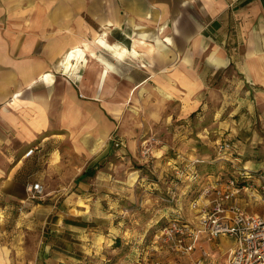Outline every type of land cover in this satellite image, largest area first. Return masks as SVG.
<instances>
[{
  "label": "crops",
  "instance_id": "0c3cea01",
  "mask_svg": "<svg viewBox=\"0 0 264 264\" xmlns=\"http://www.w3.org/2000/svg\"><path fill=\"white\" fill-rule=\"evenodd\" d=\"M99 36L139 54L119 58ZM76 47L85 60L68 67ZM210 97L219 103L202 113L219 132L251 116L253 98L264 101V0H0V264H96L121 232L142 239L186 209L200 187L184 175L173 189L164 169L176 160L148 162L139 145L146 124L167 135L153 151L165 153L171 134L188 145L175 131ZM160 164L161 175L149 177ZM30 181L43 184L39 201L26 199ZM169 189L181 201L174 208L161 201ZM129 201L141 208L129 211ZM237 201L260 211L246 192ZM13 212L41 236L30 257L32 243L10 236ZM199 243L189 264L202 247L224 264L234 245L225 235Z\"/></svg>",
  "mask_w": 264,
  "mask_h": 264
},
{
  "label": "rangeland",
  "instance_id": "374dc122",
  "mask_svg": "<svg viewBox=\"0 0 264 264\" xmlns=\"http://www.w3.org/2000/svg\"><path fill=\"white\" fill-rule=\"evenodd\" d=\"M237 76L241 77L240 74H238ZM255 90L258 89L256 88ZM210 98L211 100L210 99L208 101L206 100V103L202 109L199 108L197 112L193 113L188 118L189 120L188 127L180 126L179 128H177V131H175L176 133H178V130H183V132L180 135L184 134L188 137H191L189 141L190 143L188 145H183V147H180V144L177 143V137L179 135L174 136L173 134H171V139L169 140L173 142L170 141L167 142L168 145L166 147V152L165 153L161 151L155 152L153 151V148L162 145L163 144L162 138L164 136L167 137V135L163 136L164 133H162L161 130L157 131V133L152 132L153 130L151 128H148L146 124V128H145L146 132L143 133L141 140L148 139L145 143V145H147V147L150 148L149 150L150 156L148 157V162H151L155 159L158 160H160L161 158L162 160L166 159L163 158V156H170L176 160L175 163L173 162L171 163V165L166 164L167 169H164L167 172V174L171 176L170 180H172L171 183H173L172 184L173 189H176V186L179 185V178H183L184 175L190 176L191 171L199 175L197 179L196 178L192 179L193 181L196 182V184H194V186L192 187V189L194 190V187L198 188L203 183H205V181L207 180L206 178L207 175L208 176L221 175L222 177H225V175L227 176V174L231 173L234 169V167L232 166V162H234L237 166H243V165L248 166L251 165V163H256V164L262 163L261 165L264 166V101L260 100L259 98H253V100L251 101L252 115L249 117L246 116L242 119L235 118L237 129H234L233 132L231 131L219 132V129L217 127H214L215 124L212 123L214 118L209 115H203L202 113L205 109L207 111L213 109L219 103L218 102L219 100L216 101L214 100L215 98L212 97ZM140 126L142 129L145 127L143 123ZM222 140H227L232 144V147L230 149L232 155L229 157L232 159V162L223 160L221 158L219 159L215 152L216 142ZM76 141L79 142L80 144L87 142L84 141L82 138H78V139L76 138ZM102 142L103 140L100 138H94L93 140V144H96V146L100 145ZM210 142L211 144H209ZM65 145H68L66 141L60 142L61 148L64 147ZM171 146L173 149L171 148ZM193 146L194 148H192ZM152 156L154 157L152 158ZM185 156L187 157L189 156L193 159L195 157L203 158L205 159V161L201 163H197L196 165H194L195 167H193L192 165V169H191V164L186 162L184 159L186 158ZM185 162L188 163L189 165L186 166L184 164ZM173 165L174 167L172 168ZM150 168L153 172H151L150 169L148 168L147 172L149 177L152 176L156 179L157 176L161 175L159 174V172L162 171L163 166L161 164L157 165L156 168H158V170L156 172L155 170H153L152 167ZM181 171L184 172L182 175L180 174ZM171 173H173V175H171ZM200 176H204V177L201 179ZM48 183L50 186L52 185V182H48ZM60 183H66V182H60ZM173 189H169L170 194H172L171 192L173 191ZM189 194L191 195L189 198L191 200L198 194V190L189 191ZM63 197L64 195H61V197L59 198L60 200L59 202L62 201ZM177 198H178L177 196H174V198H172V202L174 203L181 202L180 199L176 201ZM46 200L47 199H44V201ZM161 201L164 202V204L168 203L170 205L169 207L172 206V208H174V205H171L170 202H167L164 199H162ZM254 202L260 208L259 212L263 213V205L260 202L257 201ZM187 205L188 206L186 209L184 208L179 211V215H181L183 218L193 219L196 213L195 211L189 209V203ZM126 206L127 209H129L130 211L131 209H136L138 205L135 204L134 202L129 201V204H127ZM138 207H140V205ZM182 207L183 206H181V208ZM182 210H184V212ZM249 210L252 211L253 209H249ZM143 211L144 210H141L140 214H142ZM19 214H20L19 212L17 213L13 212L9 218V223H10L9 228L12 229L11 232L12 234L10 236L21 238L20 243L22 244L25 240L27 242L32 243L31 245H29L27 251L25 250L26 252L25 254H27V256L30 257L34 252L33 245L35 246V243H37L40 240L41 236L32 233H26V230L24 229V224L21 223L20 221L21 219L19 217L20 216ZM128 214L129 212L123 215L125 221L127 220L126 218H130L131 213L130 215ZM174 215L168 217V219L163 217L165 219L163 222L159 221L158 223L153 224V225L156 224L158 225L157 229L146 228L144 230L143 226H141L140 231L144 230L143 232L146 233L143 235L142 239H140L141 237L137 235L136 232L132 234L129 233L130 231H128V233L125 234L121 232L120 233L121 237H117V247L115 246L114 248H112L114 244L110 245L109 252L107 253L105 252V256H106L105 259L102 258L101 261L99 258L100 254L96 253V255L99 254L98 261H96V264H189L190 261L185 256H178L176 253H174L172 248L168 246V244L166 245L164 243H161L160 241L159 242L153 241L154 232L158 231L165 224H169L172 218L174 217ZM18 221L20 222L18 223ZM138 224H140V222ZM27 228L31 230V227H27ZM128 229L130 228L128 227ZM138 242L140 244L139 246H137ZM87 260L88 259H85L86 262ZM28 264H35V263H28ZM87 264H91V263L87 262Z\"/></svg>",
  "mask_w": 264,
  "mask_h": 264
},
{
  "label": "built area",
  "instance_id": "2783aa9c",
  "mask_svg": "<svg viewBox=\"0 0 264 264\" xmlns=\"http://www.w3.org/2000/svg\"><path fill=\"white\" fill-rule=\"evenodd\" d=\"M147 140L143 139L140 143V155L143 158L150 156V148L145 145ZM231 147L232 144L227 140L216 142L218 158L232 162L229 158L232 155ZM32 152L31 148L26 155ZM203 161L205 159L195 157L190 164L196 165ZM232 166L234 169L227 176H208L200 186L198 194L189 202V208L196 213L193 219L183 218L177 212L169 224L154 232L153 241L168 244L178 256L186 257L200 244L201 236L213 242L217 236L225 235L233 240L234 245L229 249L224 264H264V167L251 169L249 166H237L234 162ZM183 173L180 172L181 175ZM198 176L191 171V179H197ZM25 191L28 200H39L45 193L39 181L27 182ZM242 192L248 193L253 201L260 202L263 213L250 211L249 207L241 205L237 198ZM171 193L164 200L172 202L175 193ZM200 252L192 264H217L206 248L202 247Z\"/></svg>",
  "mask_w": 264,
  "mask_h": 264
},
{
  "label": "bare ground",
  "instance_id": "6f19581e",
  "mask_svg": "<svg viewBox=\"0 0 264 264\" xmlns=\"http://www.w3.org/2000/svg\"><path fill=\"white\" fill-rule=\"evenodd\" d=\"M141 29V28H140ZM144 31V30H143ZM144 33V32H143ZM148 34V33H147ZM140 37H142V36H140ZM97 41L100 43V44H102L103 46H108L109 48H112V51L115 53V55L117 56V57H119V58H123L126 54H132L133 56H136V55H138L139 53L137 52V50L136 49H132V50H129V49H127L125 46H121L120 44H117V43H115V44H109V43H107L106 42V40L103 38V37H101V36H99L98 38H97ZM94 53V52H93ZM93 57V56H92ZM73 58H75L76 59V62L79 60V59H83V60H85V51H84V49L83 48H81V47H76V48H74L70 53H69V55H68V57H67V66L69 67V66H72L71 65V61H72V59ZM125 58V57H124ZM96 59V58H95ZM99 60V59H98ZM102 61H104V60H102ZM106 65H107V67L109 68V69H111V68H113V66L114 65H112L110 62H104ZM115 71V70H114ZM46 76V75H45ZM48 76V75H47ZM46 76V77H47ZM100 138V137H99Z\"/></svg>",
  "mask_w": 264,
  "mask_h": 264
},
{
  "label": "trees",
  "instance_id": "16d2710c",
  "mask_svg": "<svg viewBox=\"0 0 264 264\" xmlns=\"http://www.w3.org/2000/svg\"><path fill=\"white\" fill-rule=\"evenodd\" d=\"M165 198H169V197L165 196L164 199H165Z\"/></svg>",
  "mask_w": 264,
  "mask_h": 264
}]
</instances>
